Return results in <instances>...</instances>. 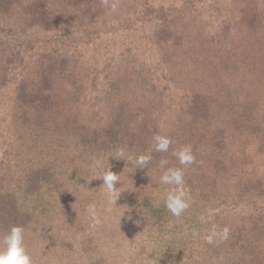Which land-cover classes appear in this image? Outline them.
<instances>
[{"label": "trees", "instance_id": "16d2710c", "mask_svg": "<svg viewBox=\"0 0 264 264\" xmlns=\"http://www.w3.org/2000/svg\"><path fill=\"white\" fill-rule=\"evenodd\" d=\"M140 1L155 12L149 18L141 15V21L154 22L158 17L155 14L161 13V17L158 18L162 21L184 26L181 22L184 12L176 16L173 13L174 8L166 10L161 6L156 10L148 1ZM130 2L131 0H119L120 5L115 15L119 17L125 15L124 3L130 10L138 11L139 1L133 0L132 4ZM98 10L100 13H94ZM105 10L102 0H0V31L22 36L27 34L29 29L36 27L44 31H55L72 22L84 27L100 15L106 16ZM4 24H10L12 27L4 30ZM258 28L260 29L257 32L264 34V21ZM75 33L77 31L73 32ZM250 33L251 31L244 34L241 39L243 43L237 44L240 51H237L236 45L226 46L225 40L219 39V34L205 37L200 28L198 33L194 31L193 34L189 30L181 33L174 31L171 35H176L169 37L165 48H161L160 53L165 56L163 66L167 70L161 74L162 77L159 76L160 83L153 81L145 88L147 91L142 92L138 90L145 82L131 83V80L135 81V72L129 74L118 68L119 70L110 77L108 86L103 90L108 100L106 97L97 96V102L94 103V106H98L96 116L98 123L106 120V123L100 126L89 123L90 115H85L84 109L79 107L85 103H81L79 98L85 97L87 91L79 95L86 85L84 80L79 82L75 75L78 68H73L71 62L63 61L59 68L53 66L50 70H43L41 68L45 63L54 61L56 57L52 55L37 57L26 75L28 77L21 79L15 90L13 99L17 110L15 123L20 124L22 128H37L38 132L36 131L33 136L34 148L42 139H46L49 144L39 147L42 149L38 159L40 167L34 165V160L28 159L21 171L25 173L23 177L26 183L19 184L22 181L20 177V182H17L18 189L23 187L24 193L30 191L35 184V177L38 186L41 184L40 188H44V185L53 186L51 183L55 179L54 168L52 164L46 163V160L52 154L50 150L54 146L59 148L65 141H78L76 146L85 153L93 151L92 149L117 150L123 147L128 153L142 154L152 149V137L161 134L172 137V148H178L182 144H191L193 147L197 163L191 165L195 168L192 177L196 179L192 181L193 185L190 187L192 200H212L218 198V194L226 195L228 190L219 191L223 185L222 176L234 174L229 168L230 162L225 151L228 146L226 140H237L246 137L250 132L264 133V37L260 38L257 44L259 46L256 48L255 43L251 45L254 34L251 33V36ZM189 37H192L191 43L196 42L194 45L198 46L189 44ZM226 37L229 38L228 35ZM160 44H163V41H160ZM9 54L2 48L0 42V80L2 78L5 81L4 74L8 68L7 66L3 68L2 64L11 63ZM159 63L161 64V61ZM37 66L41 68L36 70ZM159 87L161 91H158ZM171 90L173 93L167 94V91ZM90 108L92 109L93 105H90ZM166 117L172 121L169 128L168 120L161 121V118ZM220 138L224 141H218ZM47 148L49 151H46ZM172 148L167 153L152 151L153 159L145 169H136L133 166L128 169L124 175L128 185H133L139 180L149 182L147 178L149 172L162 171L158 166L162 158L169 161L168 166H179L171 154ZM4 155L0 181L1 183L5 181L4 176L12 183L9 151ZM186 175L185 180L189 181ZM16 178H13L14 183ZM234 178L239 186L231 183L230 179L228 182L240 193L227 195V199L223 201L224 206H229L230 200L236 201L240 198V203H244L253 196L250 202H254L256 195L264 196L262 180L249 181L240 175ZM150 180L153 181L152 178ZM257 185H260L262 192L255 189ZM247 186L253 187V191L247 190ZM0 201V231L7 230L13 224L26 228L28 223L18 221L14 209L8 207L9 200L4 197ZM137 201L145 214L142 216L139 207L129 223L132 225L142 218L147 222L151 218L152 227L148 221L146 230L153 234L151 240L154 246H158L157 249H148L146 253L140 252L139 256L143 257L145 254L148 256L144 259L145 262L264 264V217L251 216L243 219L242 214H239L240 217H236L237 219L230 223L223 213V218L219 215L214 218V215H211L213 221L205 224L207 219L205 214L191 216L188 213L199 203L192 202L191 207L177 219L164 205L152 206L148 196H141ZM261 202L264 203V199ZM248 205L249 203L245 204ZM206 206L218 208L211 203ZM169 222L173 223V228H168ZM213 224L230 227V237L226 242L208 245L202 238L192 237L191 229H197L203 237ZM166 234L168 236L163 237ZM136 243L140 247L139 243H143V239L137 240ZM189 251L195 253V258L185 259Z\"/></svg>", "mask_w": 264, "mask_h": 264}, {"label": "rangeland", "instance_id": "374dc122", "mask_svg": "<svg viewBox=\"0 0 264 264\" xmlns=\"http://www.w3.org/2000/svg\"><path fill=\"white\" fill-rule=\"evenodd\" d=\"M138 1L139 3L136 2L139 6L138 11L130 10L124 3L125 15L122 17L115 15V12H111L109 7L105 6L106 16L100 15L84 27L77 22L61 26L55 31H44L36 27L29 29V32L22 36L0 31L2 48L10 53L11 60L9 64L3 61L2 67L7 66L8 71L4 74L5 81L2 78L0 80V171L3 168L1 164L6 151H9L12 165L10 172L12 183L4 176L5 181L3 183L0 181V200L4 197L9 200L8 207L14 209L18 221L28 223L25 228V243L35 264H150V261H144L148 258L146 254L143 257L139 256L140 252L158 248L151 240L153 234L146 230L149 219L144 222L142 218L130 225L129 217H132L139 207L142 216L145 214L137 203L141 196H148L152 206L164 205L169 188L168 185L160 183L162 171L149 172L147 174L149 182L139 180L131 184V187L124 175L132 165L123 159H115L116 149H92L93 151L85 153L76 146L78 141H65L59 148L54 146L50 150L52 154L46 160V163L52 164L54 168L55 179L51 183L53 186L44 185V188H40L41 184L38 186L35 177V184L33 187L30 186V191L24 193L23 187L18 189L17 182H20V177L22 181L19 184L26 183L23 177L25 173L21 171L28 159L34 160V165L40 167L38 159L42 149L39 147L49 144L46 139H42L34 148L33 136L37 128H22L20 124L15 123L17 111L13 102L15 90L20 80L28 77L26 75L37 57L52 55L56 58L54 61H47L43 68L37 66L36 70L40 68L50 70L53 66L59 68L63 61L71 62L73 68H78L75 75L79 82L84 80L86 85V88L80 93L78 90V93L82 95V92L87 91L85 97L79 98L81 103H85L79 106V102L78 106L84 109L85 115H90L89 123L100 126L105 124L106 120L98 123L96 119L98 106H94V103L97 102V96L106 97L103 90L108 86L110 77L119 70L118 68L129 74L135 72V81L131 80V83L145 82L138 90L142 92L147 91L145 88L149 83L153 81L160 83L159 76L167 70L163 66L165 56L160 53L161 48H165L169 37L176 35H171L174 31L181 33L189 30L193 34L194 31L198 33L200 28L205 37L219 34V39H224L226 46L236 45L237 51H240L237 44L243 43L241 39L247 32L251 31L254 34L252 36L250 33L253 38L251 45L255 43L256 48L259 46L257 44L260 38L264 37L260 31L257 32L260 29L259 24L264 21V0H146L156 10L161 6L166 10L174 8L173 13L176 16L184 12L181 20L184 26L162 21L158 18L161 17V13L155 14L158 17L154 22L141 21V15L149 18L155 12L142 1ZM99 11L94 13H100ZM4 25V30L12 27L10 24ZM76 31L77 33L73 34ZM189 38V44L194 45L196 42L191 43L192 37ZM160 41H163V44H160ZM43 76L41 72V77ZM157 89L161 91L160 87ZM168 93L172 94L173 90L167 91ZM106 99L108 100V97ZM90 105H93L92 109ZM167 120L169 121L168 117L161 118L163 122H168ZM171 125L172 121H169L168 128ZM218 141L224 140L220 138ZM226 141L228 146L225 151L230 162L229 168L234 174L222 176L223 185L219 191L228 190V193L223 196L218 194V198L212 200H192L194 204H199L188 212L191 216L205 214L207 218L205 224L213 221L211 215H214V218L217 215L223 218V213L230 223H233L236 217H240L239 214H242L243 219L251 216L264 217V203L261 202L264 196L256 195L254 202H250L253 197L251 196L247 199L249 202L240 203L239 198L236 201L230 200L229 206L223 204L230 193H240L231 185L235 183L239 186L234 177L240 175L249 181L260 179L264 183V133L250 132L246 137ZM44 147L46 149V146ZM46 151H49V148ZM95 161H100L101 167H96ZM109 164L113 172L121 174L117 187H120L122 193L117 201V207L108 203L106 190L100 188L103 183L100 177ZM194 171L195 168L192 166L186 171V177L190 179L186 180L189 188L193 185L192 181H196L192 177ZM1 176L2 174L0 178ZM15 177L16 183L13 182ZM249 189L253 191V187L247 186V190ZM255 189L262 192L264 186L261 189L260 185H257ZM90 203L97 205L102 219V224L95 229L89 227L90 220L86 212ZM208 203L218 208L206 206ZM246 203L249 205L245 206ZM151 221L150 218V227ZM168 228H173V223L169 222ZM167 236L168 234L163 237ZM141 239L143 243H139L141 246L138 247L136 241ZM194 256L195 253L189 251L185 259Z\"/></svg>", "mask_w": 264, "mask_h": 264}, {"label": "clouds", "instance_id": "9594fccd", "mask_svg": "<svg viewBox=\"0 0 264 264\" xmlns=\"http://www.w3.org/2000/svg\"><path fill=\"white\" fill-rule=\"evenodd\" d=\"M103 2L106 7H109L111 12H117L119 0H103ZM152 140L153 146L151 150L136 154L128 153L125 148L121 147L116 150L115 159H123V161L136 169H145L153 159L152 151L167 153L173 145V139L168 135L155 134ZM171 154L176 158L179 166H168L169 161L167 159H160L158 165L162 170L160 183L169 186L164 199L165 208L173 217L179 219L192 204L191 190L186 183L185 175L188 167L197 163V160L191 144H182L178 148H172ZM94 163L96 167H101L100 161H95ZM120 175L113 172L109 164L100 177V180L103 181L100 188L106 190L108 203L113 207H117V201L122 193L120 187H117V184H120ZM86 212L90 220V228L95 229L102 224V219L95 203H90L86 208ZM122 215L124 216L125 213ZM230 233L231 229L227 225L221 227L213 224L203 237H201V233L197 229H191L194 239L202 238L208 245H219L226 242L230 237ZM0 264H35L25 243L24 226L13 224L7 230L0 231Z\"/></svg>", "mask_w": 264, "mask_h": 264}]
</instances>
